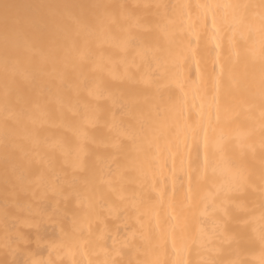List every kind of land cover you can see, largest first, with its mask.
I'll return each mask as SVG.
<instances>
[{"label": "bare ground", "instance_id": "1", "mask_svg": "<svg viewBox=\"0 0 264 264\" xmlns=\"http://www.w3.org/2000/svg\"><path fill=\"white\" fill-rule=\"evenodd\" d=\"M0 264H264V0H0Z\"/></svg>", "mask_w": 264, "mask_h": 264}]
</instances>
